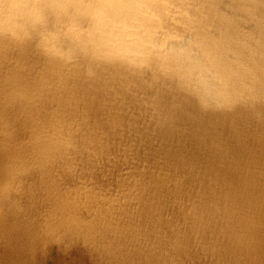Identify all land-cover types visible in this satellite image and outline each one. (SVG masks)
Wrapping results in <instances>:
<instances>
[{
    "label": "bare ground",
    "instance_id": "obj_1",
    "mask_svg": "<svg viewBox=\"0 0 264 264\" xmlns=\"http://www.w3.org/2000/svg\"><path fill=\"white\" fill-rule=\"evenodd\" d=\"M208 28L230 59L250 55L219 21ZM154 94L128 73L74 75L54 103L85 122L87 139L0 200V264H264V102L174 113L165 102L158 123L144 108ZM5 121L23 153L30 113L0 93ZM8 157L0 147V168Z\"/></svg>",
    "mask_w": 264,
    "mask_h": 264
},
{
    "label": "clouds",
    "instance_id": "obj_2",
    "mask_svg": "<svg viewBox=\"0 0 264 264\" xmlns=\"http://www.w3.org/2000/svg\"><path fill=\"white\" fill-rule=\"evenodd\" d=\"M219 21L250 55L230 59L208 42ZM0 93L31 116L21 153L15 127H0L9 153L0 200H10L33 169L64 163L87 139L85 122L54 103L75 76H137L155 90L150 120L195 101L201 111L264 102V0H0ZM31 72L26 77L24 74Z\"/></svg>",
    "mask_w": 264,
    "mask_h": 264
},
{
    "label": "rangeland",
    "instance_id": "obj_3",
    "mask_svg": "<svg viewBox=\"0 0 264 264\" xmlns=\"http://www.w3.org/2000/svg\"><path fill=\"white\" fill-rule=\"evenodd\" d=\"M16 114H18V112H15ZM24 114V112L23 113H20L19 114V116L21 117V116H24L23 115ZM13 125H14V127L16 128L17 126H16V124H14V122L13 121H10ZM0 182H3V176H1L0 175ZM11 201H7L6 202V204L4 205V210L3 211H5L6 212V209H8V207L10 206V204H12V203H10ZM5 214V213H4ZM4 214H3V216H4Z\"/></svg>",
    "mask_w": 264,
    "mask_h": 264
}]
</instances>
